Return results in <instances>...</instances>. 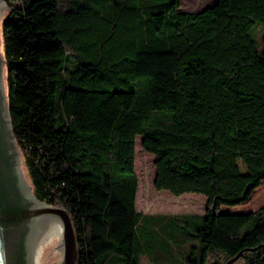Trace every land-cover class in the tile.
<instances>
[{
  "label": "trees",
  "instance_id": "trees-1",
  "mask_svg": "<svg viewBox=\"0 0 264 264\" xmlns=\"http://www.w3.org/2000/svg\"><path fill=\"white\" fill-rule=\"evenodd\" d=\"M11 1L12 132L34 195L68 210L78 264H139L144 253L136 135L157 190L206 197L191 228L201 252L187 264L240 251L264 264V205L220 210L264 180V0L193 11L180 0Z\"/></svg>",
  "mask_w": 264,
  "mask_h": 264
},
{
  "label": "rangeland",
  "instance_id": "rangeland-1",
  "mask_svg": "<svg viewBox=\"0 0 264 264\" xmlns=\"http://www.w3.org/2000/svg\"><path fill=\"white\" fill-rule=\"evenodd\" d=\"M214 2L215 0H180L179 7L182 10L193 11L200 10ZM5 13L0 20V52L3 57L4 34L2 20ZM257 36L260 40V30H257ZM4 68L7 93L8 71L5 59ZM135 144L137 152L134 154V170L138 178L135 206L145 216H151L149 220H142L137 227V233L144 248V253L139 256V264H187L189 257L193 254L198 257L201 252L200 241L193 235L191 228L200 223V218L206 207V197L200 193L186 192L175 195L166 189L157 190L154 187V156L142 148L140 135H136ZM138 145L141 146L140 149ZM23 166L26 172L24 161ZM263 205L264 180L253 190L245 202L235 205L224 204L220 210L230 213L247 212ZM187 220L190 224L185 227L183 221ZM208 259L209 262L218 260L221 263L226 260L219 253L209 254ZM231 264H245V259L240 256Z\"/></svg>",
  "mask_w": 264,
  "mask_h": 264
},
{
  "label": "water",
  "instance_id": "water-1",
  "mask_svg": "<svg viewBox=\"0 0 264 264\" xmlns=\"http://www.w3.org/2000/svg\"><path fill=\"white\" fill-rule=\"evenodd\" d=\"M6 1L9 9L12 1ZM29 188L9 130L0 65V264H43L48 249L62 234V264H78L76 231L68 210L60 203L38 207ZM43 210L56 212L62 222L54 221ZM242 254L240 251L223 263L215 260L208 264H231Z\"/></svg>",
  "mask_w": 264,
  "mask_h": 264
},
{
  "label": "bare ground",
  "instance_id": "bare-ground-1",
  "mask_svg": "<svg viewBox=\"0 0 264 264\" xmlns=\"http://www.w3.org/2000/svg\"><path fill=\"white\" fill-rule=\"evenodd\" d=\"M0 1H1L0 2V20H1L3 14L5 13V11L8 8V4H7L6 0H0ZM0 65H1V82L3 85V100H4V105H5V111H6L7 121H8V125H9V130H10L11 134L13 135L11 123H10V118H9V113H8V101H7L6 84H5L4 57L2 56L1 52H0ZM13 137H14V135H13ZM14 140H15V137H14ZM15 142H16V140H15ZM16 145H17V142H16ZM17 147H18V145H17ZM18 150H19V147H18ZM19 153H20V162H21L22 170H23V172L26 176V179L30 185L29 195L31 196V198L33 199V201L35 202V204L38 207L46 206L47 205L46 202L39 200L34 195L33 190H32L33 188L31 186V183L27 177V174H26L24 166H23V159H22V154H21L20 150H19ZM43 211H45V210H43ZM45 212L47 214H49L54 219V221L62 222L61 217L56 212H53V211H45ZM62 256H63V234L59 238H57L52 243L50 248L48 249L43 264H62V262H61Z\"/></svg>",
  "mask_w": 264,
  "mask_h": 264
}]
</instances>
